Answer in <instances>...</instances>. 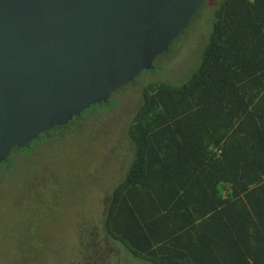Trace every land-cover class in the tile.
<instances>
[{
	"label": "trees",
	"instance_id": "obj_1",
	"mask_svg": "<svg viewBox=\"0 0 264 264\" xmlns=\"http://www.w3.org/2000/svg\"><path fill=\"white\" fill-rule=\"evenodd\" d=\"M105 104L16 147L0 178ZM129 137L104 224L79 232L80 264H264V0L222 1L199 68L146 85Z\"/></svg>",
	"mask_w": 264,
	"mask_h": 264
},
{
	"label": "water",
	"instance_id": "obj_2",
	"mask_svg": "<svg viewBox=\"0 0 264 264\" xmlns=\"http://www.w3.org/2000/svg\"><path fill=\"white\" fill-rule=\"evenodd\" d=\"M205 0H0V163L155 68Z\"/></svg>",
	"mask_w": 264,
	"mask_h": 264
},
{
	"label": "rangeland",
	"instance_id": "obj_3",
	"mask_svg": "<svg viewBox=\"0 0 264 264\" xmlns=\"http://www.w3.org/2000/svg\"><path fill=\"white\" fill-rule=\"evenodd\" d=\"M222 1L205 0L185 32L155 58V68L97 109L105 113L44 139L24 157L15 153L14 169L0 178V264L81 263L79 232L104 224L106 199L132 161L129 126L144 87L191 77Z\"/></svg>",
	"mask_w": 264,
	"mask_h": 264
}]
</instances>
